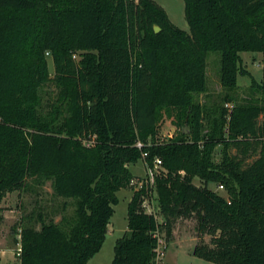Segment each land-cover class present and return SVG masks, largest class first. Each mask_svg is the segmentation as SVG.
<instances>
[{
	"label": "trees",
	"instance_id": "16d2710c",
	"mask_svg": "<svg viewBox=\"0 0 264 264\" xmlns=\"http://www.w3.org/2000/svg\"><path fill=\"white\" fill-rule=\"evenodd\" d=\"M184 1L189 31L155 0H0V221L8 192L48 181L76 207L63 223L38 214L40 228L34 215L24 218L20 264H88L104 244L118 192L135 179L131 165L143 160L152 168L156 158L165 220L142 206L153 187L135 189L112 264H161L156 233L170 236L176 219L193 216L201 237L195 257L264 264V105L224 109L205 134L193 101L207 90L210 51L222 54L228 89L249 74L240 53L261 52L264 92V0ZM48 84L58 97L46 108ZM164 108L185 114L191 132L162 141ZM218 144L225 151L216 163ZM197 176L226 187L229 198L195 185Z\"/></svg>",
	"mask_w": 264,
	"mask_h": 264
},
{
	"label": "rangeland",
	"instance_id": "374dc122",
	"mask_svg": "<svg viewBox=\"0 0 264 264\" xmlns=\"http://www.w3.org/2000/svg\"><path fill=\"white\" fill-rule=\"evenodd\" d=\"M169 13L173 22L182 29L190 30L185 17L184 0H155ZM47 55L51 76L55 74V66L52 56ZM221 52L210 51L207 53V90L203 93L193 95L194 103L201 106L203 114V133H210L217 123L222 122V111L227 109L230 113L236 105H264V92L259 85L263 78V54L256 51H244L240 53V67L248 71V75L240 74L238 84L233 89H228L221 82ZM43 105L49 108L50 103L58 97V88L54 84H48L41 89ZM185 114L176 109L162 110V133L161 140L166 141L178 135L181 129L191 132V125L184 124ZM264 119L260 117V121ZM230 115L227 116L225 134L228 136ZM225 148L222 144L216 145L213 153L214 162L218 163L224 158ZM227 151L231 154H239L235 147ZM240 155V154H239ZM257 156L248 158L252 162ZM131 171L135 176V184L118 192L119 203L114 206L115 212L111 218L108 233L101 250L95 254L88 264H112L115 256L114 247L118 238L122 237L128 230V204L135 189L141 187L140 182L147 184L148 167L143 160L131 165ZM30 181V180H29ZM197 186H206L225 198H229L226 187L203 180L200 177L194 179ZM152 207L157 202L152 191L146 196ZM3 219L0 221V264H20L19 249L22 247L21 228L26 216L34 215L36 228L41 227L38 214L42 213L47 221L62 222L63 218L69 219L75 214V200L59 197L54 193L52 182L48 181L40 186L32 184L27 189L8 192L1 203ZM160 222L165 220L161 211L157 212ZM161 237L168 247L166 257L160 260L163 264H216L192 254L193 248L201 239L197 230V218H179L173 223L170 236L163 229ZM212 236L204 235L205 242L210 243ZM166 251V248H164ZM194 258V259H192ZM194 260V261H192Z\"/></svg>",
	"mask_w": 264,
	"mask_h": 264
},
{
	"label": "built area",
	"instance_id": "2783aa9c",
	"mask_svg": "<svg viewBox=\"0 0 264 264\" xmlns=\"http://www.w3.org/2000/svg\"><path fill=\"white\" fill-rule=\"evenodd\" d=\"M136 1H138V0H136ZM138 146L141 147L142 143L139 142ZM146 155H147V153H144V157ZM161 165H162V160L160 158H156L155 161H154V167H152V168L148 167L149 175H148V178L146 180L147 184H150L153 187L152 193L154 195V198L156 199L157 204H156V206L152 207L150 205V203L148 202V198L147 197L144 198L143 203H142V206L146 210V212L152 213L156 217H157V212L160 211V206H159L158 194H157L156 188L154 186V183H155V173L161 167ZM131 183L135 184V179L132 180ZM140 183H141V187H142L145 182L143 181V182H140ZM220 187H223V186L221 185ZM156 236L158 237V242H159V245H158V248H157V253H158L157 259H158V261H160L163 258V256H164V252H165L164 248H166V243L163 240V238L161 237V233L160 232H157ZM21 251H22V247L19 249V255H21Z\"/></svg>",
	"mask_w": 264,
	"mask_h": 264
},
{
	"label": "crops",
	"instance_id": "0c3cea01",
	"mask_svg": "<svg viewBox=\"0 0 264 264\" xmlns=\"http://www.w3.org/2000/svg\"><path fill=\"white\" fill-rule=\"evenodd\" d=\"M167 11V10H166ZM168 13V12H167ZM168 15H169V13H168ZM169 17H170V15H169ZM170 19H171V17H170ZM172 20V19H171ZM173 21V20H172ZM184 30H186V29H184ZM187 31V30H186ZM131 168V167H130ZM134 174V173H133ZM135 175V174H134ZM135 176H137V175H135ZM132 197V196H131ZM169 247V246H168ZM168 247H166V251L164 252V256H163V258H162V261L164 260V257H166V254H167V250H168ZM192 259H194V258H192ZM161 261V264H163V262ZM192 261H194V260H192ZM173 264H177L176 263V261L173 263Z\"/></svg>",
	"mask_w": 264,
	"mask_h": 264
},
{
	"label": "water",
	"instance_id": "95a60500",
	"mask_svg": "<svg viewBox=\"0 0 264 264\" xmlns=\"http://www.w3.org/2000/svg\"><path fill=\"white\" fill-rule=\"evenodd\" d=\"M160 30H161V28L159 26H155V31L156 32H159ZM185 132H187V131H185Z\"/></svg>",
	"mask_w": 264,
	"mask_h": 264
}]
</instances>
